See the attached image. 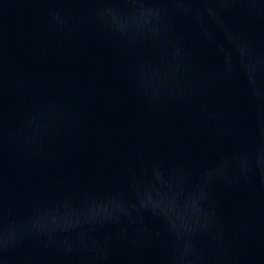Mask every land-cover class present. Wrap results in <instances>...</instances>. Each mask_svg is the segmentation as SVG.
<instances>
[{"label":"water","instance_id":"obj_1","mask_svg":"<svg viewBox=\"0 0 264 264\" xmlns=\"http://www.w3.org/2000/svg\"><path fill=\"white\" fill-rule=\"evenodd\" d=\"M0 264H264V0H0Z\"/></svg>","mask_w":264,"mask_h":264}]
</instances>
